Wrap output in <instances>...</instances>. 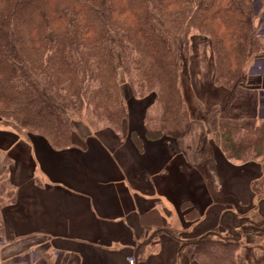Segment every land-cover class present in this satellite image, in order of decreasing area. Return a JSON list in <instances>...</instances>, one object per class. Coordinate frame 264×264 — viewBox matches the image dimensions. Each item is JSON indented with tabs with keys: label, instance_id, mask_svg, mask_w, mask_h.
<instances>
[{
	"label": "trees",
	"instance_id": "16d2710c",
	"mask_svg": "<svg viewBox=\"0 0 264 264\" xmlns=\"http://www.w3.org/2000/svg\"><path fill=\"white\" fill-rule=\"evenodd\" d=\"M262 7L264 0H0V118L64 149L74 133H119L128 98L151 97L143 138L130 131L139 152L144 139L180 138L191 124L181 75L189 33L209 39L214 84L232 91L251 57L264 52V31L254 24ZM215 138L229 160L263 159L264 115L250 130L220 127ZM13 199L0 182V208ZM186 202L184 218L197 219L199 211ZM3 219L0 209V233ZM243 221L224 212L218 227L184 247L185 258L248 264L240 244ZM161 231L174 237L157 227L150 239ZM147 245L149 239L137 246L136 262Z\"/></svg>",
	"mask_w": 264,
	"mask_h": 264
},
{
	"label": "crops",
	"instance_id": "0c3cea01",
	"mask_svg": "<svg viewBox=\"0 0 264 264\" xmlns=\"http://www.w3.org/2000/svg\"><path fill=\"white\" fill-rule=\"evenodd\" d=\"M188 72L196 81L201 76L190 67ZM242 79L232 91L191 80L196 100L203 108H216V121L227 124L218 122L210 130L206 120L191 118L185 135L144 140L142 152L130 138L131 130L144 136L139 119L131 120L137 126L127 119L120 134L101 129L84 138L74 133L64 149L0 119V182L14 198L0 208L12 230L0 245V264H24L11 259L31 251L46 257L47 264H130V257L133 264H196L183 251L174 255L181 240L209 233L226 211L255 209L246 185L254 171L229 160L214 138L220 127H254L264 115L263 54L253 57ZM205 84L214 100L201 90ZM238 177L241 184H233ZM187 200L199 211L197 219L184 218ZM157 227L181 235L161 231L136 262L137 246Z\"/></svg>",
	"mask_w": 264,
	"mask_h": 264
},
{
	"label": "rangeland",
	"instance_id": "374dc122",
	"mask_svg": "<svg viewBox=\"0 0 264 264\" xmlns=\"http://www.w3.org/2000/svg\"><path fill=\"white\" fill-rule=\"evenodd\" d=\"M254 24H255V27L258 30V32L264 31V8L263 7L257 11ZM258 54L264 55V52H257L251 57V60L248 62L247 66L245 68V73H247L248 69L252 65L253 57L257 56ZM189 67L193 73H198V72L200 73L201 76H199L198 81H196L195 74L191 78V75L188 72ZM181 75H182L183 95L185 94V98H186L185 100L187 101L188 108H190L192 111L191 114H189V118H190L191 122H192V119H193V121L197 122L198 120H200L202 118V119L207 121L205 126L210 130L216 128L218 122L221 124V126L222 125L224 126L225 124H227V122L224 119H222V120L219 119L218 121H216V115H215L216 108L215 109L203 108L201 106L200 102H198L196 100L193 92H191L192 91L191 80H193V79L195 81V83L194 82L193 83L196 84V82H198L197 84L199 85V87L202 86L204 81L214 83V81H213L214 63H213V58H212L210 41L208 38H206L204 35H201L196 30H191V32L189 33L187 52L183 53L182 57H181ZM243 77H244V75L242 76V78ZM206 78H208V79H206ZM209 86L210 85H208L207 87L210 88ZM207 87L205 84V88L203 87L201 89L204 92V94H206V92H207ZM207 93L210 95L209 97H211L213 99V94L211 92H207ZM129 95L130 94H128V96ZM150 102H151V97H148L144 100H135L132 97L128 98V104H129L128 110L130 112V116H129V112H128V117H129L128 122H129L130 126H137L138 125L137 123H139L140 125H143L144 133H145V127H144V123H143V115H144L145 108H147V106ZM213 102H215V101H213ZM0 119H2L4 124L22 129L16 122L11 120L10 118L8 119V118L3 117ZM138 119H139V121H138ZM131 120L138 121V122L136 124H134L133 122H131ZM240 127L241 128H236V129L250 130L253 128V127L248 126L247 124H242V125H240ZM231 128H234V127H231ZM84 131H85L84 129L81 130L82 133ZM134 131L139 135V133L136 130H134ZM120 133H121V131L117 134H120ZM140 137L143 138V136H140ZM215 143L219 145L216 138H215ZM231 161L237 162V163H247L250 166L246 167V168L252 170V172L254 171L253 173H254L255 178H253V176H251L250 182L246 185L250 186L251 191L253 192V195H254L253 204L255 205V209L253 208L252 210L247 211L246 214H238L242 219H244L243 225L241 228L242 238L240 240V244H241V248L243 249L244 255L247 259L248 264H264V215L261 216L257 212V211H259V205H260V207L263 208V204L261 205V203H264V158L251 160V161H247V162H239V161H235V160H231ZM233 176H237V175L235 174ZM240 181H241L240 177H238L236 179V181L233 182V184L239 185V184H241ZM230 186H231V184H230ZM233 188H236V187H231L230 190ZM3 225H4L3 227L6 228L7 224H6V221L4 219H3ZM167 230H169V228H167ZM169 231L172 233V235H174V237H179L181 235V233H180L181 231L177 232L176 230H173V229L172 230L170 229ZM11 233H12L11 229H8V230L4 229V232L0 233V236H2L0 238V245H2V242L8 240L9 237H11ZM202 236H204V234H202L199 237H202ZM146 239H149V241L152 244V243H154L156 238L154 240L152 239L153 242L150 239V235ZM187 240H184V241H187ZM184 241L181 240V244ZM188 241H191V240L189 239ZM181 244L179 245V247L181 246ZM35 254H37L39 257L45 258L41 254H38L36 252H35ZM17 257L19 260V256H17V255L13 256V258L11 260L13 262H15L17 260ZM49 260H50V262H52V259H49ZM46 263H47V261H46Z\"/></svg>",
	"mask_w": 264,
	"mask_h": 264
},
{
	"label": "built area",
	"instance_id": "2783aa9c",
	"mask_svg": "<svg viewBox=\"0 0 264 264\" xmlns=\"http://www.w3.org/2000/svg\"><path fill=\"white\" fill-rule=\"evenodd\" d=\"M17 261L24 262L26 264H44L45 263L44 259L39 257L34 252H29V253L19 256V260L17 257ZM128 261L130 264L134 263V259L132 257L128 258Z\"/></svg>",
	"mask_w": 264,
	"mask_h": 264
},
{
	"label": "water",
	"instance_id": "95a60500",
	"mask_svg": "<svg viewBox=\"0 0 264 264\" xmlns=\"http://www.w3.org/2000/svg\"><path fill=\"white\" fill-rule=\"evenodd\" d=\"M199 240H196V241H194V242H198ZM194 242H192V241H184L182 244H181V246L177 249V251L175 252V254L174 255H178L179 253H181L182 252V250H183V248L186 246V245H188V244H190V243H194Z\"/></svg>",
	"mask_w": 264,
	"mask_h": 264
}]
</instances>
